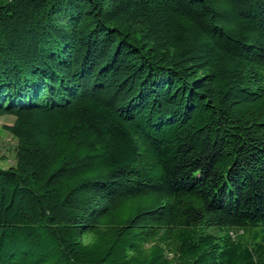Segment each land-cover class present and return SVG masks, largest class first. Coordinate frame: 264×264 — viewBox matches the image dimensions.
Listing matches in <instances>:
<instances>
[{
	"label": "trees",
	"instance_id": "1",
	"mask_svg": "<svg viewBox=\"0 0 264 264\" xmlns=\"http://www.w3.org/2000/svg\"><path fill=\"white\" fill-rule=\"evenodd\" d=\"M0 264H264V0H0Z\"/></svg>",
	"mask_w": 264,
	"mask_h": 264
},
{
	"label": "rangeland",
	"instance_id": "2",
	"mask_svg": "<svg viewBox=\"0 0 264 264\" xmlns=\"http://www.w3.org/2000/svg\"><path fill=\"white\" fill-rule=\"evenodd\" d=\"M15 119L13 115L0 117V165L5 168L16 165L18 160V140L7 129L8 125L15 122Z\"/></svg>",
	"mask_w": 264,
	"mask_h": 264
}]
</instances>
